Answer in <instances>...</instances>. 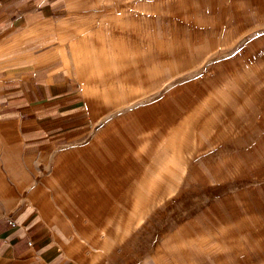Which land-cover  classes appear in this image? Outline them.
I'll use <instances>...</instances> for the list:
<instances>
[{
	"label": "rangeland",
	"instance_id": "obj_1",
	"mask_svg": "<svg viewBox=\"0 0 264 264\" xmlns=\"http://www.w3.org/2000/svg\"><path fill=\"white\" fill-rule=\"evenodd\" d=\"M83 12L85 34L89 8ZM116 20L109 39L121 57L116 63L111 48L93 66L94 126L108 142L101 151L121 156L111 183L118 169L129 180L113 190L125 198L113 211L126 223L110 229L123 238L137 230L143 253L171 252L177 264H264V0L173 1L157 17L131 22L133 32ZM83 36L86 67L82 54L72 60L89 74ZM87 172L79 163V187L89 185ZM106 211H97L100 220ZM70 213L81 227L83 210Z\"/></svg>",
	"mask_w": 264,
	"mask_h": 264
},
{
	"label": "crops",
	"instance_id": "obj_2",
	"mask_svg": "<svg viewBox=\"0 0 264 264\" xmlns=\"http://www.w3.org/2000/svg\"><path fill=\"white\" fill-rule=\"evenodd\" d=\"M173 1L183 0H0V264H177L171 252L166 259L155 248L143 253L137 230L123 238L114 233L120 229H110L126 223L113 211L126 204L125 198L113 190L129 180L118 169L111 183L110 169L121 156L101 151V142H108L94 126L100 93L93 67L96 53L110 56L112 48L116 63L122 55L109 39L111 16L130 26L157 17L158 7ZM88 8L84 34L81 12ZM81 34L89 37V74L72 60L76 54L87 56ZM83 57L86 67L88 57ZM79 163L89 170V185L83 188ZM76 192L85 193L86 201ZM111 192L121 201H89ZM70 208L85 213L81 227ZM100 209L107 210L102 220Z\"/></svg>",
	"mask_w": 264,
	"mask_h": 264
}]
</instances>
